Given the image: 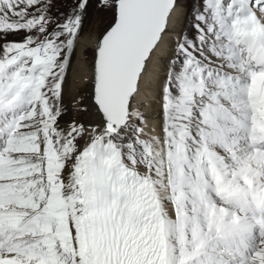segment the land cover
<instances>
[{"label":"snow or ice","instance_id":"obj_1","mask_svg":"<svg viewBox=\"0 0 264 264\" xmlns=\"http://www.w3.org/2000/svg\"><path fill=\"white\" fill-rule=\"evenodd\" d=\"M99 4L100 122L62 130L88 0H0V264H264V0H194L150 139L131 101L177 0Z\"/></svg>","mask_w":264,"mask_h":264},{"label":"bare ground","instance_id":"obj_2","mask_svg":"<svg viewBox=\"0 0 264 264\" xmlns=\"http://www.w3.org/2000/svg\"><path fill=\"white\" fill-rule=\"evenodd\" d=\"M181 16L182 9L177 4V10L171 15L168 23L167 30L169 32L163 34V39L160 41L152 59L148 62L147 68L140 80L139 93L131 101L133 109L138 110L144 117L143 122L140 123V127L143 129V136L147 139L160 135L161 132L159 121L156 119L157 107L160 104L161 79L163 78L162 75H164V70L161 71V67L164 65L165 58H168L170 55V44L172 41L178 39L177 30L180 28ZM97 41L90 34L86 33L77 39L75 47L76 57L70 66L62 88L61 97L65 114L58 120V127L62 130H66L73 123L83 124L85 127H88L100 122V117L92 102L87 104L86 113L81 120L78 116L79 111L76 113V110L80 108L77 102L78 91L84 87L88 79H91L92 90L93 62L92 66H89L83 58L85 57V51L92 49L94 50V60ZM133 122L135 123V121Z\"/></svg>","mask_w":264,"mask_h":264},{"label":"rangeland","instance_id":"obj_3","mask_svg":"<svg viewBox=\"0 0 264 264\" xmlns=\"http://www.w3.org/2000/svg\"><path fill=\"white\" fill-rule=\"evenodd\" d=\"M50 3H51L50 15L52 16L53 20L63 22L64 19L71 13V10L73 9L74 5L77 3V0H50ZM177 4L182 9L180 28H178L177 30V35L179 36L176 41L174 40L170 44L169 46V48L171 49V51L169 52L170 55L168 56V58H165L164 65L161 67V71L164 70V75H162L163 78L161 79V87L164 81V77L167 74V70L170 67V61L174 57V53H175L178 41H180V39L185 35L189 37L192 35V29L189 26V22H190V15L193 10L194 0H177ZM111 23H112V12L108 10L107 8H104L103 6H101L99 4V0H88L86 11L84 12L83 17H82V27L80 29L78 38H80L82 35L86 33V34H90V36H92L94 39L99 40L100 36L109 27ZM166 32H169V31L167 30ZM20 39H21L20 36H11V35L8 36L9 41H13V40L18 41ZM0 43H3L2 36H0ZM93 56H94V50L87 49L85 51V57L83 58V60H85L89 66H92ZM75 57H76V49H74L71 55L70 65H69V68L67 69L66 75ZM165 64H166V67H165ZM65 80H66V77H65ZM63 85H62V88H63ZM90 91H91V79H88L84 87L79 89L78 96H77L78 97L77 102L80 105V108L76 110V113L79 111L78 116L80 120L82 119V117H84V114L86 113L87 106H88L87 104L91 102L90 101ZM60 107H61V116H62L63 114H65V111L62 105V97L60 100ZM156 119L159 121L160 130H161L162 113H161L160 104L157 107ZM160 135L162 136L161 132H160ZM141 138L147 139L146 137L143 136V134Z\"/></svg>","mask_w":264,"mask_h":264},{"label":"water","instance_id":"obj_4","mask_svg":"<svg viewBox=\"0 0 264 264\" xmlns=\"http://www.w3.org/2000/svg\"><path fill=\"white\" fill-rule=\"evenodd\" d=\"M105 32H103V34H104ZM102 34V35H103ZM102 35L100 36V38L102 37ZM99 38V39H100ZM99 41V40H98ZM98 41H97V43H98ZM97 43H96V46H97ZM95 58H96V48H95V57H94V60H93V70H92V73H93V75H92V90H91V97H90V99H91V102L94 104V106H95V102H94V69H95ZM96 107V106H95Z\"/></svg>","mask_w":264,"mask_h":264}]
</instances>
